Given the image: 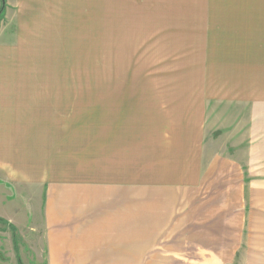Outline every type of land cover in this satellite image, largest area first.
<instances>
[{
  "label": "crops",
  "instance_id": "1",
  "mask_svg": "<svg viewBox=\"0 0 264 264\" xmlns=\"http://www.w3.org/2000/svg\"><path fill=\"white\" fill-rule=\"evenodd\" d=\"M74 4L91 5L82 11L99 27L105 4L114 19L152 21L153 34L175 45L177 66L201 70L166 78L171 91L145 90L136 78H124L139 85L129 90L101 88L87 103L94 123H80L70 138L78 143L50 153L59 125L33 122L34 105L72 94L57 93L54 80L41 88L38 75L9 74L16 62L3 53L25 50L49 20L66 24L80 13ZM1 8L0 179L9 206L0 217L37 264H188L184 255L264 264V0H0Z\"/></svg>",
  "mask_w": 264,
  "mask_h": 264
},
{
  "label": "rangeland",
  "instance_id": "2",
  "mask_svg": "<svg viewBox=\"0 0 264 264\" xmlns=\"http://www.w3.org/2000/svg\"><path fill=\"white\" fill-rule=\"evenodd\" d=\"M74 6L81 9L80 13L73 12L72 18L67 20L66 24L57 18L49 20L41 32L29 37L27 42L24 41L29 44V46H25V50L3 53V58L16 62L14 67L4 69L9 74L14 72L15 75H23L25 79L27 76L38 75L42 84L41 88L43 82L54 80L57 93L72 94L73 102L57 95L54 100L41 99L38 110L34 105L33 115L29 110L26 112L31 115L30 119L33 122L36 115L42 123L48 122V120L52 121L55 117L53 122L59 125V128L52 132L55 138L50 147V153L61 152L63 144L64 147L68 143H78L70 138L78 139L80 123H94V120L88 117L87 103L89 100L95 101L100 97L101 88L115 91L129 90V86L138 87L139 85L126 84L124 78H136L143 80L145 90L171 91L176 84H171L165 89L166 78L186 75L198 77L201 70L186 68V65L184 67L177 66L175 45H169L166 41L163 42L158 34H153L155 29L152 21L114 19L111 16V9H107L105 4L102 26L99 27L96 20L90 18L95 17L94 12L86 14L82 11V9L88 10L91 5L74 4ZM2 13H0V17ZM61 14L55 12V16ZM66 14L70 15V13ZM68 23L69 25H67ZM190 54L197 55L198 53ZM97 81L98 84L95 83ZM80 93H82V98L86 99L83 111L78 105L79 97L81 98ZM80 111L84 114L81 119ZM107 117L111 118L112 116L108 115ZM25 134L29 135L30 133ZM41 144L39 143L38 146L40 147ZM21 145L22 143L18 141V146ZM52 159L56 164H59L56 171H63L64 159L59 160L58 153H55ZM0 191L3 192H0V214H3V207L9 205L1 195L7 197L1 179ZM21 240L22 238L19 236L18 248L22 264H33L36 256L33 255L32 245L25 244L24 240L21 243ZM31 240L29 236L27 241ZM184 256L185 262L188 264H201L203 259L209 255ZM237 256H235L234 264H237ZM34 263L37 264L35 261ZM0 264H17L11 230L8 225L2 222H0ZM216 264L223 263L217 260Z\"/></svg>",
  "mask_w": 264,
  "mask_h": 264
},
{
  "label": "trees",
  "instance_id": "3",
  "mask_svg": "<svg viewBox=\"0 0 264 264\" xmlns=\"http://www.w3.org/2000/svg\"><path fill=\"white\" fill-rule=\"evenodd\" d=\"M0 10H1L0 13H2L3 12V8H1ZM0 222H2L3 224L5 223L10 228L11 233H12V243H13V250H14L15 255H16V261H17V264H22V260L20 258V254H19L18 237H17V234H16L15 226L12 223H9L7 220H5L2 217H0Z\"/></svg>",
  "mask_w": 264,
  "mask_h": 264
},
{
  "label": "water",
  "instance_id": "4",
  "mask_svg": "<svg viewBox=\"0 0 264 264\" xmlns=\"http://www.w3.org/2000/svg\"><path fill=\"white\" fill-rule=\"evenodd\" d=\"M3 5H4V2H3Z\"/></svg>",
  "mask_w": 264,
  "mask_h": 264
}]
</instances>
